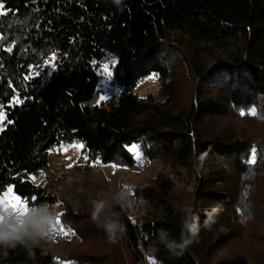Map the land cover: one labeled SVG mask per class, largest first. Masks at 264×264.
<instances>
[{"label":"trees","instance_id":"obj_1","mask_svg":"<svg viewBox=\"0 0 264 264\" xmlns=\"http://www.w3.org/2000/svg\"><path fill=\"white\" fill-rule=\"evenodd\" d=\"M0 3L8 12L0 16V104L6 110L0 187L13 183L31 209L50 205L56 196L28 173L48 164L52 148L82 141L89 159L132 167L134 143L144 157L169 158L171 165L143 192L133 188L135 205L145 199L151 206L144 216L112 207L136 264L143 250L157 264H264V0ZM113 56L120 94L93 104L101 65ZM152 74L162 100L136 91ZM10 84L23 99L15 107ZM183 84L190 86L184 103ZM226 119L232 123L225 125ZM240 119H252V129L238 128ZM213 209L215 222L205 229ZM64 214L63 225L81 238L71 262L121 264L117 237L108 242L98 216ZM197 222L199 242L175 256L184 225ZM234 242L241 249L214 261ZM0 264L53 260L40 246L18 241L0 244Z\"/></svg>","mask_w":264,"mask_h":264},{"label":"rangeland","instance_id":"obj_2","mask_svg":"<svg viewBox=\"0 0 264 264\" xmlns=\"http://www.w3.org/2000/svg\"><path fill=\"white\" fill-rule=\"evenodd\" d=\"M174 44L175 50L184 52L186 56H189L185 46L179 43ZM172 58L179 59L178 54L174 52ZM117 59L118 56H113L107 59L105 63H102L97 90L91 100L93 104H101L114 94H120V88L113 83ZM182 73L180 74L181 79L186 75V72H184L185 74ZM160 85L159 77L152 74L139 83L136 91L141 96L152 95L154 98L162 100L164 97L160 93ZM188 85L183 84L181 86L183 103L186 102L185 97L190 89ZM3 113L6 117L4 107ZM3 123L0 124V130L3 128ZM227 123H232V120H224V124L226 125ZM252 124V119H240L237 121L238 128L243 125L250 130L252 129ZM82 143L80 141L71 145L61 144L55 146L49 152L48 164L41 167L37 175L28 173L30 179L34 180L38 185H43L48 192L56 196L57 201L55 203L31 209L29 206L30 200L19 195L13 183H7L0 187V201H4L6 198L11 199L9 189H12L11 195L19 196L27 204V210L21 213L0 203V231L14 233L17 236V242L21 241L40 246L46 254L51 256L53 264H76L69 260V255L80 243L81 238L74 230L63 225L61 221L62 215L64 212L68 214L82 212L91 215L97 212L98 205H102L96 215L98 216L96 220L98 226L105 228L106 224L117 225L114 235L119 243L121 264H136L132 259L130 250L126 246L124 234L118 226L116 217L112 214V207L120 205L128 214L135 218L144 216L146 210H150L151 206L149 201L145 199H141L135 205L136 198L133 196V188L137 187V193H141L154 184V179L158 173L166 172L168 174L171 166L170 159L154 158L150 160L144 157L140 151L139 155H137L136 150L138 147L133 143V145L129 146L135 157V164L132 167L115 163H101L88 158L87 153L83 151L85 147ZM79 145L83 147H76ZM65 148L68 150L64 151L63 149ZM77 188L83 189V192L76 194ZM71 194L73 195L72 197H70ZM68 214H64L67 219L70 217ZM57 218H59L60 225L63 226L67 234L58 231ZM62 220L64 219L62 218ZM85 223L87 222H82L81 226ZM239 249H241V244L234 242L228 249L218 254L214 261L221 260L222 257H228ZM148 262L157 264V262H150L149 259Z\"/></svg>","mask_w":264,"mask_h":264},{"label":"clouds","instance_id":"obj_3","mask_svg":"<svg viewBox=\"0 0 264 264\" xmlns=\"http://www.w3.org/2000/svg\"><path fill=\"white\" fill-rule=\"evenodd\" d=\"M203 158H201L202 160ZM102 207V205L97 206V212L93 214V219L96 218V215L99 212V209ZM187 211H191V209H186ZM214 213L215 209H213L211 212H206V216L208 217L205 220L204 228L210 229L212 224L215 222L214 220ZM198 221V219H197ZM51 223V221H49ZM184 227L187 229V232H182L181 234V241L178 245H175L176 247H179L180 251L176 252L174 255L179 256L182 255L185 250H187L188 247H190L193 243L199 242V233H200V225L197 222L196 224H188L186 223ZM105 228L108 232V242L109 243H117L115 239V230L117 228V225L115 224H106ZM126 231V229H125ZM31 236V234H30ZM17 242V236L9 231H0V244L8 245V246H15V243ZM168 249L173 248V244H169L167 246Z\"/></svg>","mask_w":264,"mask_h":264},{"label":"snow or ice","instance_id":"obj_4","mask_svg":"<svg viewBox=\"0 0 264 264\" xmlns=\"http://www.w3.org/2000/svg\"><path fill=\"white\" fill-rule=\"evenodd\" d=\"M7 14H8L7 10H5L3 4L0 3V16H5ZM7 50L11 51V48H9ZM51 59L53 61V64H51L50 66H54L55 54H53ZM33 72L36 75L39 74L38 71L35 68L33 69ZM26 78L30 79L31 77H26ZM9 87H12L13 88V92H14V95L11 98V106L15 107L16 105L22 104L23 103V99L20 98V95H19L18 92H15L14 86L10 84ZM102 99H103V97H102ZM3 107H4L3 105H0V124H2L4 119L6 118L5 114L3 113ZM241 114H243V113H241ZM250 114L255 115L256 114L255 110L254 109L251 110ZM76 147H83V146L79 145V146H76ZM63 150L67 151L68 149L65 148ZM136 154L139 155V150L138 149L136 150ZM250 162L251 163H255L256 162V156H255V151L254 150H253V154L251 156ZM11 194H12V189H9V195L11 196V199H7L6 198L4 201H0V203H3L5 207H10V208H12L15 211H19L21 213L25 212L27 210V204L25 202H23L19 196H15V195H11ZM57 224L59 225L58 231H60L63 234H67L65 232L63 226L60 225L59 218H57Z\"/></svg>","mask_w":264,"mask_h":264},{"label":"built area","instance_id":"obj_5","mask_svg":"<svg viewBox=\"0 0 264 264\" xmlns=\"http://www.w3.org/2000/svg\"><path fill=\"white\" fill-rule=\"evenodd\" d=\"M83 192V189L81 188H77V191H76V194H81ZM73 195L71 194L70 197H72ZM142 255H143V260H142V264H150L148 262V258H147V255H146V252L143 250L142 251Z\"/></svg>","mask_w":264,"mask_h":264}]
</instances>
